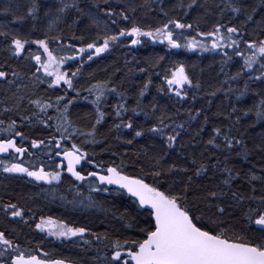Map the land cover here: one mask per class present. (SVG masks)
I'll list each match as a JSON object with an SVG mask.
<instances>
[{"label": "trees", "instance_id": "obj_1", "mask_svg": "<svg viewBox=\"0 0 264 264\" xmlns=\"http://www.w3.org/2000/svg\"><path fill=\"white\" fill-rule=\"evenodd\" d=\"M228 2L195 0L189 9L187 5L192 0H108V3L104 0H0V32L30 40L59 37V40L49 41L58 56L74 55L86 43L97 41L98 35L116 34L121 28H130L133 22L149 30L161 26L169 18L191 23L193 29L184 30L185 34L196 36L209 49L215 37H201L197 33L210 32L219 24L241 26L240 35L248 42L264 40V0H231L234 6L241 7L239 15L225 7ZM180 3L184 6L178 7ZM34 4L38 5V10L31 15L29 10ZM133 8L135 11L131 10ZM108 9L117 15H105ZM120 12L130 19H121ZM249 14L253 19L246 21ZM226 27L220 29L225 36L228 35ZM240 35H233L232 39L240 40ZM81 37L83 39H79ZM132 39L134 37H121L107 52L94 56L91 61L81 63L79 56L76 61H67L61 71H68L70 76L77 68L80 72L73 77L76 91H66L67 86L63 84L49 87L53 78L46 76L43 70L35 71L39 65L29 53L42 54V59H46L38 45L26 46L23 54L14 56L10 51V36H0V67L9 70L7 80L0 79V139L11 136L18 146L27 149L22 157L13 152L0 155V159L23 163L30 170L43 167L45 172H61L59 181L48 183L25 173L4 172L0 166V231L18 244L26 257L63 259L65 264H103L105 255H111L112 249L108 246L111 241L146 238L139 228L147 227L150 218L135 197L118 185L101 184L94 177L78 181L67 172L63 162L54 159L57 152L63 154L61 149L70 148L73 142L88 152L92 160L91 164L81 162L77 171L82 175L88 176L92 171L107 175L108 167H118L124 174L142 178L162 191L184 195L186 190L188 206L205 228L223 233L229 239L260 243L259 226L249 225L245 214L249 204L254 203L247 197L264 194L261 181L248 183L251 173L264 175V151L261 150L264 147V120H257L255 116V110L264 98V82L249 80L250 73L247 72L235 80L230 79L243 65V57L235 55L236 47L208 51L199 47L195 50L172 49L166 42L147 37L141 38V44L132 45ZM223 43L230 41L225 39ZM69 45H75V49ZM237 47L245 56L250 54L243 40ZM224 52L232 59L228 60ZM180 64L184 65L193 83L200 85L199 88L186 85L183 91L187 96L183 98L175 95L174 88L169 87L165 79V74L171 78L170 72ZM11 71L17 76L13 77ZM149 80L151 84L140 97V91ZM96 84L123 92L127 101L125 106L129 109L136 108V101L140 99L143 111L138 109L140 114L136 116L128 111L122 117H116L115 105L122 101L117 94L106 93L101 102V111L106 117L101 124L95 125L96 105L92 103L95 91L90 94L87 89ZM241 92H244L243 96ZM58 95L66 99L57 103ZM35 100L51 103L53 107L40 112L33 103ZM67 100L73 103L65 112ZM161 115L171 126L165 129L166 135L145 132L136 137L132 129L123 125L115 127L121 120L132 118L134 127L141 126L137 130L146 129L158 124L156 118ZM65 119L70 122L68 132L73 138L61 141L62 133L56 129L58 122ZM13 121L15 124L10 128ZM178 124L185 126L176 129L180 136L174 146L169 147L167 135L173 134L172 128ZM93 125L95 137L79 134L80 131L90 132ZM214 128H220L222 134L243 139L246 148L236 145L234 150H227L223 148L222 136L216 137L221 148L209 145L207 141L214 135ZM17 131L22 132L25 139L15 136ZM33 140L45 143L33 148ZM93 140L95 142H91ZM56 142H60V149L55 147ZM244 151L248 152L247 160L238 155ZM60 163L65 165L63 169L57 168ZM200 164L206 165L208 171L195 175ZM225 166L240 173L241 178L234 179L231 187L222 183L227 175L223 172ZM157 172L161 175H154ZM95 188L107 190L95 191ZM212 192L217 196L212 197ZM232 192L244 196L243 202L239 203ZM7 204L23 209V216L13 217L11 210L5 208ZM218 207L224 212L220 213ZM48 217L72 227H85L88 231L83 237L56 238L36 227L42 218ZM129 224L132 226L128 227ZM97 235L101 237L99 240ZM104 236L108 240H104ZM9 253L10 250L0 247V264H8L14 258L15 253ZM44 253H48V257Z\"/></svg>", "mask_w": 264, "mask_h": 264}, {"label": "snow or ice", "instance_id": "obj_2", "mask_svg": "<svg viewBox=\"0 0 264 264\" xmlns=\"http://www.w3.org/2000/svg\"><path fill=\"white\" fill-rule=\"evenodd\" d=\"M104 2L108 3V0H104ZM194 3L195 0H192V3L188 4L187 7L191 9ZM72 6L76 7L75 4ZM177 6L183 7L184 5L180 3ZM225 7L229 8L237 15L241 13V7L234 6L231 3V0H229ZM37 10L38 5L34 4L29 10V14L34 15ZM131 10L135 11L134 8ZM78 11H82V9H78ZM105 15L112 17L117 15V13L114 10L108 9L105 10ZM119 15L121 19L125 21L130 19V17L124 12H120ZM164 15L167 16L168 13L164 12ZM252 19V15L249 14L246 16V21H251ZM93 22L96 23L94 19ZM112 23L115 24L116 21L113 20ZM225 27V25L219 24L210 32L197 33V35L201 37H215L212 41L211 49H209V46L203 41L198 40L196 36H187L185 34L184 30L193 29L191 23H182L179 19L169 18L167 22L162 23L161 26L145 30L144 27L133 22L130 28H121L116 34H108L106 32L102 36L98 35L97 41H99V43H97V41L86 43L71 56H58L50 47L49 41L59 40V37L30 40L28 38H21L15 34H10L9 32H0V36H4L5 38L10 36V51L14 56H20L23 54L26 51V46L30 48L33 44L38 45L43 50V54H46V59H42V54L29 53L31 58L35 60L36 65H39L35 71L38 73L43 70L46 76L53 78L49 82V87L55 88L63 84L67 86L66 91H76L73 77H76L80 72V68H77L70 76L68 71H61L60 69L67 61H76L77 56L80 57L79 62L81 63L91 61L94 56H99L101 53L107 52L110 46L120 41L121 37H134V39L131 40L132 45L141 44V38L147 37L153 41H159L160 43L166 42L172 49L184 47L195 50L199 47L208 51L212 49L236 47L237 50L235 55L243 57V65L236 72L235 76L230 77V79L235 80L247 72L250 73L248 77L249 80L264 82V40L257 39L248 42V40L240 35L241 26L239 25L226 27V33L228 35L225 36V34L220 31L221 28ZM176 29H179L180 31L177 32L175 31ZM233 35H240V40H243L247 45V49L250 52L249 55L245 56L244 52L239 50L237 46L240 40H233ZM74 39L77 38L74 37ZM79 39L83 38L81 37ZM225 39L230 41V43H223ZM69 47L75 49V45H69ZM224 55L228 57V60L232 59L231 56H228L227 52H224ZM225 63H227V61H225ZM254 69L255 72L253 71ZM141 71H144V69H141ZM11 75L16 77L17 73L11 71ZM8 76L9 70L0 67V79L7 80ZM168 77L169 74L166 73L165 79L167 84L169 87L174 88L177 97L183 98L187 96V92L183 91L186 85L196 88L200 87L199 83L194 84L193 80L189 78L183 64L178 65L174 71L170 72L171 78ZM37 79H39V77H37ZM8 82L13 83L14 81ZM149 84H151V80H149L140 91V97L145 95V90L148 88ZM87 91L90 94L95 91V100L92 101V103L96 105L97 115L95 125L101 124L106 117V113L101 111V102L106 93H115L122 101V103H117L115 105L116 117H122L123 114L128 111H131L134 116H136L140 114L138 109L143 111V109L140 108V99H137L136 101V108L129 109L126 107L125 105L127 101L124 93L117 92L116 88H108L104 85L96 84L93 85L92 88L87 89ZM160 91H163V89H160ZM245 91H247V85H245ZM243 95L244 92H241V96ZM65 99V96L58 95L56 97L57 103ZM85 99H87V97H85ZM33 103L40 109V112H45L46 109L53 107V104L42 103L40 100H35ZM72 103V100H67V103L64 104L65 112H67ZM57 110L59 111V108H57ZM233 111H236V109L234 108ZM152 112H156L155 106H153ZM247 114L248 113L246 112L245 115ZM147 115L148 113H145V116ZM197 115H199V113H197ZM255 116L257 120H264V98L260 100L259 106L255 110ZM156 119L158 124L142 130H137L141 126L134 127L132 118L121 120V124H116L115 127L120 128L123 125V127L132 129L136 137L143 136L145 132L166 135L165 129L171 126L165 122L164 115H161ZM14 124L15 121H13L12 125L9 127L11 128ZM95 125H93L90 132L85 133L80 131L79 134L95 137ZM184 126V124H178L176 125V128H172L173 134L167 135L169 147L174 146L177 137L180 136V132L176 129H183ZM69 127L70 122L66 119L58 122L56 131L62 133L60 137L61 141L71 140L73 138V134L68 132ZM65 133H67V135H65ZM213 133L214 135H212L207 141L209 145L221 148L222 145L216 142V137L222 136V139L225 142L223 148L230 151L234 150L236 145H242L246 148L243 139H236L235 137H230L228 134H222L220 128H214ZM15 136L20 137L22 140L25 139L24 134L19 131L15 132ZM91 142L95 141L93 140ZM44 143L43 140H33L31 141V147L39 148ZM128 143H131V141H128ZM55 147L60 149V142H56ZM261 150L264 151V147H262ZM61 151L64 159L67 161V171L71 173L76 180L84 181L87 177L82 175L81 171H77L76 166L80 165L81 161H87L91 164L92 160L89 159V153L83 151L75 142L71 144L70 148L65 147L61 149ZM13 152L22 157L25 152H27V149L23 146H18L16 139L11 136L0 139V154H11ZM60 154L61 152L56 153L57 156ZM238 155H242L244 160L248 159L247 151L238 153ZM227 159L228 157L225 156V160ZM192 163L195 164L196 161L193 160ZM0 166H3L4 172L25 173L27 176L33 177L38 181H47L48 183H51L53 180L59 181L61 179L60 171L45 172L43 167H40L38 170H30L28 167H25L23 163H8L4 159H0ZM64 167L65 165L63 163L57 165V168L60 169H63ZM184 171H187V169H184ZM207 171L208 167L204 164H200L195 171V175H201ZM262 171H264V169H262ZM106 172L107 175H101L98 172L92 171L88 173V177H98V181L101 184L119 185L121 188L126 189L132 197L136 198L140 208L147 210V215L150 218V221L148 222L147 227L139 228V231L143 233L146 238H117L111 241L108 245L112 249L111 255H105L103 264H264V194L247 197L250 202L254 203L249 204L245 218L249 225L259 226L258 231L261 235L259 238L260 243L245 242L243 239H229L223 233L217 234L214 231L205 228V226L200 223L199 217L195 216L189 208L186 190L184 195L162 191L159 187L146 183L142 178H135L124 174L118 167H108ZM223 172L227 175L222 183L229 187H231V182L234 179L241 178L239 171H236L234 168L225 166ZM154 175L159 176L161 173L157 172L154 173ZM188 179L191 181L192 177L189 176ZM256 180L261 181V190L264 192V175L257 176L255 173H251L248 177V183L252 184V182ZM94 190L106 191L107 189L95 188ZM252 191H256L254 185H252ZM231 194L239 203H242L245 199L244 196L237 192H232ZM210 195L216 197L217 193L212 192ZM5 208L11 210V215L13 217L23 216V209H18L15 204H7L5 205ZM218 211L223 213L224 209L218 207ZM131 226V224L128 225V227ZM36 227L41 231H47L50 235H54L58 238L83 237L88 231L85 227H72L61 221L54 220L51 217H48L46 220L42 218ZM93 235L96 234L93 233ZM96 238L99 240L101 237L97 235ZM104 240H108V237L104 236ZM89 243L91 242L89 241ZM0 247L5 251L10 250L9 254L15 253L14 258L11 259L8 264H65L63 259H42L36 255H29L26 257L20 250L19 245L7 238L2 231H0ZM44 256L48 257V253H44Z\"/></svg>", "mask_w": 264, "mask_h": 264}, {"label": "water", "instance_id": "obj_3", "mask_svg": "<svg viewBox=\"0 0 264 264\" xmlns=\"http://www.w3.org/2000/svg\"><path fill=\"white\" fill-rule=\"evenodd\" d=\"M55 158L62 161L63 163H65V165H67V161L64 159L63 154H60L59 156L56 155ZM86 177H87L86 179L92 178V177H88V176H86ZM95 178H98V177H95ZM124 190L127 192L126 189H124Z\"/></svg>", "mask_w": 264, "mask_h": 264}, {"label": "rangeland", "instance_id": "obj_4", "mask_svg": "<svg viewBox=\"0 0 264 264\" xmlns=\"http://www.w3.org/2000/svg\"><path fill=\"white\" fill-rule=\"evenodd\" d=\"M6 154H8V153H5V154H0V155H6ZM77 167V169L80 167V165H77L76 166ZM50 235V234H49ZM51 236H54V235H51ZM54 237H56V236H54ZM56 238H58V237H56ZM61 238H64V237H61Z\"/></svg>", "mask_w": 264, "mask_h": 264}, {"label": "bare ground", "instance_id": "obj_5", "mask_svg": "<svg viewBox=\"0 0 264 264\" xmlns=\"http://www.w3.org/2000/svg\"><path fill=\"white\" fill-rule=\"evenodd\" d=\"M55 160H58V159H56V158H54ZM60 161V160H59Z\"/></svg>", "mask_w": 264, "mask_h": 264}]
</instances>
